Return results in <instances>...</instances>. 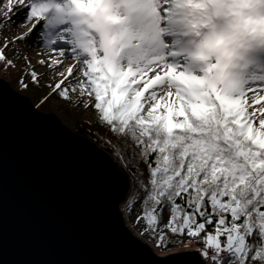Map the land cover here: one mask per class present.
I'll return each mask as SVG.
<instances>
[{
  "label": "snow or ice",
  "instance_id": "snow-or-ice-1",
  "mask_svg": "<svg viewBox=\"0 0 264 264\" xmlns=\"http://www.w3.org/2000/svg\"><path fill=\"white\" fill-rule=\"evenodd\" d=\"M4 4L5 20L14 7L28 9L22 25L32 26L18 40L50 13L70 26L61 31L73 36L75 47H57L55 38L45 44L74 59L75 71L66 60L41 59L60 79L46 85L52 91L33 107L57 95L94 109L116 137L117 159L125 167L145 166L129 168L138 190L123 200L130 215L139 206L134 224L141 235L162 252L203 244L197 264H264V0ZM165 17H178L198 38L200 74L147 58V49L162 44ZM10 43L0 47V65L14 68L4 51ZM25 74L40 86L35 70Z\"/></svg>",
  "mask_w": 264,
  "mask_h": 264
},
{
  "label": "water",
  "instance_id": "water-1",
  "mask_svg": "<svg viewBox=\"0 0 264 264\" xmlns=\"http://www.w3.org/2000/svg\"><path fill=\"white\" fill-rule=\"evenodd\" d=\"M33 105L0 77V264H197L199 250L163 256L136 235L121 209L127 173Z\"/></svg>",
  "mask_w": 264,
  "mask_h": 264
},
{
  "label": "rangeland",
  "instance_id": "rangeland-1",
  "mask_svg": "<svg viewBox=\"0 0 264 264\" xmlns=\"http://www.w3.org/2000/svg\"><path fill=\"white\" fill-rule=\"evenodd\" d=\"M164 6L167 7V5ZM27 12L24 11L21 13H27ZM162 16H163V12H162ZM10 20L13 24H17L19 22V18L15 16H11ZM0 21H2L1 17H0ZM57 26L55 25L53 29H57ZM160 26L161 28L164 29V31L160 36V40L162 41V44L160 42H157L152 48L147 49L146 50L147 58L149 59L162 58L165 63L173 67H176L178 70L188 71L193 74H200L203 65L201 64V62L195 59V55H194L196 52V44L198 38L195 37L194 35H191L189 29L180 22L178 17H165L164 19L161 20ZM0 29H1V23H0ZM69 35H70L69 44L62 46L65 49H70L76 46L73 36L70 33ZM46 41L48 40L45 39L44 42ZM42 42H43L42 39L37 37L35 38V40L32 41V43L28 45L30 47L34 45L37 46L39 45V43L42 44ZM7 43L8 42H3L0 40V47H3ZM4 51L7 58L15 62L16 67L8 68V67H4L3 65H0V77L6 79L19 92L29 96L35 105L40 103L43 96L49 94L52 91V89L50 87H47L46 85L50 84L52 85V87H54L58 79L55 77L53 78L46 77V75L43 74L44 71H41L36 66L33 69L34 65L31 61H30L31 63L29 64L28 59L22 60L19 56L14 54L9 48H5ZM32 70H35V72L40 77L39 87H36L34 84H32L31 77L25 74L26 71H32ZM21 79H23L25 82L29 84L27 90H25L22 87V85L19 83ZM39 109L44 112L55 113L65 125H67L73 130H75L81 124V122H85L92 129L96 128L97 125H100L94 109H89L85 111L82 108L73 107L71 104L64 101L57 95H52L50 99L47 102L43 103ZM101 133L102 132L99 130L94 131V135L98 139V141L99 142L101 141V143L106 144L103 137H101L102 135ZM121 209L124 212L126 223L130 227V229L136 235H138L143 240H145L144 236L141 235V226H136L134 224L137 215L140 214L139 206L138 205L136 206V209L131 213V215L128 213L123 203L121 205ZM204 247L205 246L203 244H199L196 243L195 241H192L188 244L187 247H185L184 245H178L177 247L170 249V251L165 252L163 256L184 250H201ZM208 264H211V262L209 261Z\"/></svg>",
  "mask_w": 264,
  "mask_h": 264
},
{
  "label": "bare ground",
  "instance_id": "bare-ground-1",
  "mask_svg": "<svg viewBox=\"0 0 264 264\" xmlns=\"http://www.w3.org/2000/svg\"><path fill=\"white\" fill-rule=\"evenodd\" d=\"M53 2L56 3H64V0H53ZM15 3V0H13V4ZM9 11L7 4H4L2 7H0V17L2 18L1 23V29H0V40L3 42L10 43V46L6 47L9 48L14 54L19 56L22 60L28 59L30 60L34 66L38 67L41 71H44V75L46 77H55L58 80L60 79L58 74H54L51 72V69L47 66L40 65L38 62L41 59H56L58 61H65L67 63V66H72L75 71V65L76 61L74 59L68 58V57H61L58 52L52 51L48 46L45 44V39L51 40L52 38L56 39L57 47H62L63 45L69 44V33L62 32V28L70 27L69 25L62 24L60 19L55 18L56 16L54 14H49L46 19H43L40 21V23L37 25L36 29L32 31L31 35L27 36L24 40H18L17 37L24 36L29 29L31 28V23H28L26 25H22V21L25 19L26 13H21L24 11H28L27 8H15L11 14V16H15L19 18V22L17 24H13L11 20H5V14ZM57 26V29H53L54 26ZM190 31V30H189ZM191 35H194L190 31ZM67 36V39H61V37ZM41 38L42 44L39 43V45H34L30 47L28 44L32 43L35 38ZM32 40V41H31ZM198 43V41H197ZM64 48V47H63ZM71 53H68V56H70ZM55 67V66H53ZM67 73V67H64L62 69Z\"/></svg>",
  "mask_w": 264,
  "mask_h": 264
},
{
  "label": "trees",
  "instance_id": "trees-1",
  "mask_svg": "<svg viewBox=\"0 0 264 264\" xmlns=\"http://www.w3.org/2000/svg\"><path fill=\"white\" fill-rule=\"evenodd\" d=\"M100 125H97L96 128L92 129L89 127V125H87L85 122H81V124L75 129V131L81 133L82 135L86 136L87 138L93 140L95 143H97L101 148L105 149L108 153L111 154V156L113 157V159L116 161V163L127 173V175L129 176V178L131 179V191H136L138 190V183H137V179L135 177V175L132 174L131 171H129V168L132 167H139L141 170L144 169V165L140 164V165H129L128 167H125L124 162H122L121 160L117 159L113 149L117 148V143H116V137H114L112 135V133L108 130L106 125H102L99 122ZM101 131L102 135L101 137H103V139L105 140L106 144L101 143V141L99 142L98 139L95 137L94 135V131ZM118 150V149H117ZM167 214L165 213V216ZM209 231H212L211 228H209ZM145 241H147L150 245H152L154 247V250L157 251L158 254H165V252L160 251L159 249H156L153 242L151 241V239L148 236H144Z\"/></svg>",
  "mask_w": 264,
  "mask_h": 264
}]
</instances>
